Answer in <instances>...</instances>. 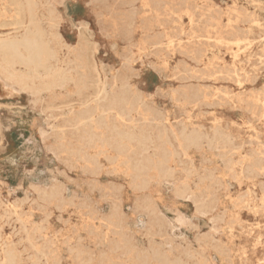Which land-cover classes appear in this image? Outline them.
Wrapping results in <instances>:
<instances>
[{"label":"rangeland","instance_id":"rangeland-1","mask_svg":"<svg viewBox=\"0 0 264 264\" xmlns=\"http://www.w3.org/2000/svg\"><path fill=\"white\" fill-rule=\"evenodd\" d=\"M35 1L67 79L0 75V264H264V0Z\"/></svg>","mask_w":264,"mask_h":264},{"label":"bare ground","instance_id":"bare-ground-1","mask_svg":"<svg viewBox=\"0 0 264 264\" xmlns=\"http://www.w3.org/2000/svg\"><path fill=\"white\" fill-rule=\"evenodd\" d=\"M4 4L9 7L10 11L14 12L16 21L14 23V35L0 37V75L10 83L17 84L20 89L33 88L34 80L37 78H41L42 81L39 82V87L46 90L63 83L67 79L66 70L60 68V60L56 50L43 38L44 34L39 26L40 19L36 11V1L4 0ZM20 29L22 32L18 31ZM51 61H54L55 64ZM17 66L22 67V71L17 70ZM84 118V116L77 117V121L83 124L81 120ZM119 134L118 139L133 138V135L128 132L119 131ZM87 139H93V137L89 135ZM184 139L192 140L197 139V137L184 135ZM122 146L120 143L115 145L119 152L122 150ZM160 166L163 172H168L164 164L161 163ZM154 262L172 264L167 258L157 253L152 255L138 253L132 264H154ZM1 264H18V258L13 249L5 250Z\"/></svg>","mask_w":264,"mask_h":264}]
</instances>
